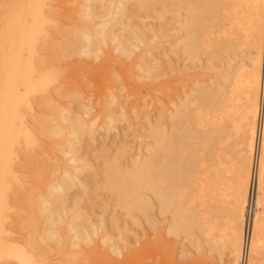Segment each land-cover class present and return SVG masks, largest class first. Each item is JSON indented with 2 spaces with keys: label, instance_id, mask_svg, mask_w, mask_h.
I'll return each mask as SVG.
<instances>
[{
  "label": "rangeland",
  "instance_id": "1",
  "mask_svg": "<svg viewBox=\"0 0 264 264\" xmlns=\"http://www.w3.org/2000/svg\"><path fill=\"white\" fill-rule=\"evenodd\" d=\"M29 1L0 0V38L9 27L8 18L25 7ZM32 1L44 6L47 21L38 32L33 48L27 52L26 57L32 58L39 68L46 70L45 72L49 71L47 76L53 82L48 89V95H36L33 107H27L24 111L25 123L31 125V134L27 137L20 136L21 142L15 149L21 156L18 159V163L21 162L19 179L10 180L9 191L5 192V196H9L5 199L11 208L6 211V205L0 208H4L3 226L14 231L13 241L31 245L36 256H62L59 262L51 264H234L231 246L227 236L222 237L225 234L222 230L230 218L229 209L233 199L231 191L236 183L233 164L237 158L239 136L235 131L234 122L241 120L246 96L245 86L236 82L237 71L242 66L247 70L252 69L250 61L255 60L257 52L253 38L251 43L249 30L250 1L232 0L222 12L216 13L213 18L209 17V21L202 18L206 34L199 31L202 27L197 25L198 44L196 49H191L187 54L184 48L188 44L184 23L188 7L178 4L173 8L172 0H154L151 9L135 17L137 25L146 26L143 36L148 38L150 43L140 45L126 62L117 57V53L114 54V50H111L114 46L103 50L97 58L82 57L78 54L79 42L76 33L80 25L85 24L81 19L83 0ZM233 9L236 13L232 12ZM238 21L239 26L229 30V23ZM214 43H220L222 50L212 56L211 46ZM150 51L153 53L147 54ZM3 53L0 50V64L10 61ZM262 56L260 54V73L264 63ZM142 58L152 62L147 63L146 60L142 61ZM126 64L130 67L136 64L143 67L155 66L158 72L148 75L133 69L132 74L143 77L141 80L131 76V79ZM202 87L209 88L210 96H207L220 103V112L217 113L219 119L215 122L221 123L224 130L219 152L224 164L223 170L226 172L222 173L217 190L208 198H203L199 193L198 183L186 184L185 180H182L179 201L182 200L184 209L198 206L206 215L205 230L210 231L208 234H201L194 230L196 240L190 243L184 233L169 231L171 212L160 211L154 202L148 215L138 211L128 215L120 207L114 189L109 186L107 166L110 161L117 160L119 169L125 171L130 169L134 162L142 161L147 156V149L151 144L150 129L156 124H162L167 133H170L171 128L166 123L167 117L176 107L182 106L185 99H190L187 104L188 111L192 112L197 122L204 124L214 119V115L205 109L202 96H197L195 92ZM115 90L117 95L118 92L123 93L121 99H118L120 104L123 102V111L117 102L112 105L113 109L107 108L111 100L109 97L115 95ZM70 93L79 98H65L68 100L64 101V97ZM50 97L54 99L51 101ZM48 103L52 106H48ZM69 103L74 107L77 105L78 108L74 109L78 112L81 110L80 106L89 105L92 112L85 119L98 116L97 125L102 126L93 136L85 135L78 143L75 154L80 161L75 164L70 163L72 155H66L71 138L66 133L60 136L48 133L58 123L55 109ZM263 103L264 99L261 97L262 109ZM113 110H119V115L125 112L126 117L115 118L114 122L108 125L105 117ZM81 111L79 113L83 115V110ZM257 147L258 156L259 143ZM86 164L90 168L81 174L86 188L72 186L67 204L71 205L72 199L78 197L81 208L91 215L93 220H99L100 217L105 219L107 229L114 239L107 243L109 246L114 241L119 243L121 255L118 257L108 252V245L103 246V249L95 245L85 249H71L73 233L69 232L66 226L67 218L58 227V243L47 237L48 226L39 212L46 190L57 182L64 170L72 174L77 167ZM207 164L212 165L209 161ZM256 211L261 210L252 199L247 215L249 226L253 223ZM102 231L101 229L100 232ZM97 237L100 239L101 234ZM97 237L95 241L99 240ZM2 238L8 240V237ZM65 254H68L69 260L68 257L65 258ZM261 256V261L252 264H264V252ZM245 257L247 261L246 254ZM3 260L1 261L5 264L14 263L13 256ZM242 262L243 259L238 264ZM248 263L251 264L250 260Z\"/></svg>",
  "mask_w": 264,
  "mask_h": 264
},
{
  "label": "bare ground",
  "instance_id": "2",
  "mask_svg": "<svg viewBox=\"0 0 264 264\" xmlns=\"http://www.w3.org/2000/svg\"><path fill=\"white\" fill-rule=\"evenodd\" d=\"M231 1H171L173 8H176L178 4L188 7V15L184 23L188 40L184 48L187 54L191 49H196L199 31L205 30L202 18L209 21V17L222 12ZM249 1L250 37L251 43L253 38L254 49L257 52L255 60L250 61L252 69L247 70L245 66H242L237 71L236 82L245 86L246 96L241 120L234 122L235 131L239 136L237 158L233 164L236 183L231 191L233 199L229 209L230 218L222 230L223 234L225 233L222 237L227 236L231 246L234 264L244 260L245 254L247 263L249 260L251 264L256 263L261 261V253L264 252V103L263 109L261 108L264 63L263 66L261 65V73L259 70L260 54L263 55L264 60V0ZM83 2L81 19L85 24L80 25L76 33L80 56L97 58L103 50L114 46L111 50H114V54L117 53L116 56L126 62L134 51L140 48V45L150 43V40L143 36L146 26L137 25L135 17L151 9L154 0H83ZM235 11L232 10L233 13ZM233 19L236 18L233 17ZM8 20L10 21L9 27L0 38V50L4 52L5 57L10 58V61L0 64V193L2 195H0V208L2 205L7 206L5 210L0 209V264H5L1 260L9 256H13L14 263L12 264H51L59 262L62 256L58 254L51 258H45L43 255L36 256L31 245L15 243L12 239L14 235L12 228L6 229L2 224V219L4 220L2 210L6 211L11 208V205L7 203L9 196H5V192L11 186L10 180L19 179L21 162L18 163V159L21 156L15 149L21 142L20 136L27 137L31 134V125L25 123L24 111L27 107H33L36 95L42 93L48 95V89L53 82L47 76L49 71L45 72L46 70L43 67L39 68L32 58L26 57L27 52L33 48L38 32L47 21L44 6L37 5L35 1L30 0L25 7H22L15 15H11ZM238 23L240 24V21L229 23V30L239 26ZM197 25L202 27L199 31L196 30ZM206 31H204L205 34ZM211 50L214 56L222 50V45L214 43ZM152 53L153 51L147 52L150 55ZM141 60H146L147 63L152 62L146 58ZM126 67L130 78L135 76L132 74L133 69L143 71L142 73L146 72L148 75L158 72L155 66L143 67L141 64H136L134 67L129 65ZM136 77L142 80L143 76L136 75ZM157 78L156 75L155 79ZM117 89L120 90L119 87ZM208 89L202 87L195 92L197 96H202L205 109L214 115V119L204 124L197 122L192 112L188 111L187 104L190 99H185L183 105L176 107L167 117L166 123L171 128L170 133H167L166 127L163 128L162 124H156L150 129L151 144L147 149V156L142 161L134 162L133 166L131 165L132 167L125 171L119 169L117 160L110 161L107 166L109 186L114 189L120 207L128 215H132L135 211L148 215L155 203L160 211L171 212L169 231L184 233L190 243L196 240L194 230H198L201 234L205 232L208 234L210 231L205 230L206 215L198 209V206L194 205L184 209L182 200L179 201L182 180H185L186 184L198 183L199 193L203 198H208L217 190L223 176L222 173L226 172L223 170L224 164L219 152L224 130L221 123L215 122L219 119L217 113L220 112V103L208 97L210 96ZM116 91L115 95L109 97L111 100L107 104L108 109H113L112 105L116 102L121 103L118 99H121L123 93L119 96L121 90L118 95ZM50 98L51 101L54 99ZM65 98L78 99L79 97L70 93L64 97V101L68 100ZM70 103L59 109L54 108L57 112L56 121L58 123L48 133L53 136L66 133L71 138L66 155H72L70 163L75 164L80 161L78 155L75 154L78 143L85 135L93 136L102 126L97 125L98 116L89 120L85 119L92 112L89 105H79L84 113L81 115L79 113L82 112L81 110L78 112L74 109L77 105L74 107ZM120 105L121 111L125 110L122 106L123 102ZM48 106L52 105L48 103ZM118 111L113 110L105 117L108 125L113 123L115 118L126 117L125 112L119 115ZM208 161L211 162V166L207 164ZM89 168L88 164L82 165L77 167L72 174L64 170L57 182L48 187L39 207V212L44 216L45 224L48 226L47 237L53 242H59L58 227L67 218L66 226L69 232L73 233L71 241L73 250L91 248L92 245L103 249L109 241L114 240L107 229L105 219L100 217L99 220H93L91 215L81 208L78 197L72 199L71 205L67 204L72 186L85 187L81 174ZM252 199L256 201V207H259L261 211H256L253 223L249 226L247 215ZM99 233L101 234L100 239L97 237ZM2 237H8V240ZM96 237L98 241H95ZM99 242L101 246L98 245ZM107 250L113 256L121 255L118 242L114 241L110 246L108 245ZM64 256L69 260L68 254Z\"/></svg>",
  "mask_w": 264,
  "mask_h": 264
},
{
  "label": "built area",
  "instance_id": "3",
  "mask_svg": "<svg viewBox=\"0 0 264 264\" xmlns=\"http://www.w3.org/2000/svg\"><path fill=\"white\" fill-rule=\"evenodd\" d=\"M263 97H264V91L262 92V100L264 99ZM242 264H246V257H244V260H243Z\"/></svg>",
  "mask_w": 264,
  "mask_h": 264
}]
</instances>
